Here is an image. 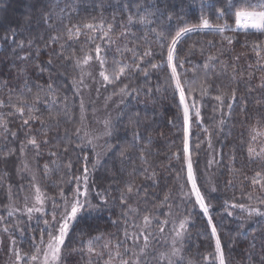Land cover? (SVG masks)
Here are the masks:
<instances>
[{"label":"trees","instance_id":"trees-1","mask_svg":"<svg viewBox=\"0 0 264 264\" xmlns=\"http://www.w3.org/2000/svg\"><path fill=\"white\" fill-rule=\"evenodd\" d=\"M139 3L141 0H0V100L7 104L9 96L15 102L21 94L31 98L37 92L41 97L35 105L37 111L33 113L40 119L30 120L27 126L23 125L19 114L10 115L14 109L0 108V116L7 121L8 128V132L0 128V215L5 217L6 225H11L13 219L8 217L7 212L13 204H21L29 190L32 179L26 172L25 164L37 174L47 195L57 202L60 201L59 188L63 187L65 194L70 195L73 187L71 176H81L86 164L89 169L90 198L95 203L96 192L105 193L109 206L100 214L87 216L81 221L82 226H90L84 234H80L79 229L76 235L70 233L65 253L71 264H89L90 260L103 264L102 259L87 253L86 242L100 235L105 240L120 238L123 227L120 218L124 206L120 204L119 197L128 183H134L135 188L140 189L139 194L134 193L129 200L132 207L139 209L140 216L150 214L163 221L164 213L168 211L161 203L165 195L169 196L171 204L172 215L167 217L169 221L189 215L183 250L184 264H205L204 257L214 250L207 218L198 206L184 199L183 194L190 187L186 181V171L182 170L186 165L173 155L182 149L181 137L184 133L179 120L173 123L178 114L177 100L166 90L165 76L154 69L149 71L147 77L141 72L132 71L127 78L121 77L114 85L105 82L106 86H101L98 64L93 61L87 66L92 77H84L88 87L77 95L72 81L79 77L80 69L73 61L55 55L61 51L60 43H65L63 39L59 43H51L52 36H64L66 25L102 22L107 28L108 24H112L113 29L109 33L112 44L103 53L108 66L114 60L131 62L132 54L124 51L126 47L136 48L138 52L151 47L154 55L144 58L141 64L144 67L150 61L157 63L160 60L161 41L152 31L153 28L165 31L166 35H174L181 27L200 23L201 15L206 16L213 25H233L230 12L223 19H217L215 11L219 7L227 9V0H204L203 13L201 0H143L144 7L138 12L135 5ZM145 8L156 13L150 17L153 23H128L129 13L134 17L147 15ZM42 12L51 15V27L42 19ZM26 14L32 17L31 22L25 21ZM169 14L173 19H167ZM11 29H16L15 42L4 39ZM123 31L127 32L126 36L121 35ZM99 35L92 34L96 43H101L97 39ZM224 36L231 37L234 42L228 44ZM21 40L25 43L22 49L18 47ZM256 42H262L264 46V37L226 31L223 36L215 32L194 33L184 37L178 45V53L182 52L180 58L186 61L188 82L193 87H199L201 82L208 85L207 95L203 98H199V92L195 94L197 106H202L203 119L198 124L192 117L189 145L202 191L215 189L209 198L210 213L221 236L227 264H261L264 260V218L248 217L240 209L229 207L232 203H238L245 207L264 208V204H260L264 191L258 186L253 188L249 179L256 171H264V162L252 161L248 156L249 147L257 152L264 149V136L251 140L253 127L264 131V87H261L264 84V71L257 64L259 58L253 51L252 46ZM93 48L94 44L82 32L79 40L65 43V55L75 49L76 55L82 57L85 52H92ZM209 55L219 57L220 62L210 63L206 70L203 64ZM261 55L264 56V52ZM24 56H27V60L21 59ZM49 59L52 60L51 65L47 63ZM37 65L46 70L40 72ZM49 83L55 90V103L47 94ZM125 85L129 91L135 89L140 94H119L120 88ZM29 88L31 91H28ZM148 89L152 91L145 95ZM232 89L236 90L234 103L230 100ZM87 90L100 108L106 107L109 116L104 115L103 120L111 118L113 134L101 142L103 154L82 139L85 122L96 116L91 111H84V119H81L80 100ZM221 92L227 93L223 105L214 99ZM65 98L66 104L63 103ZM229 103H232L231 110ZM205 127L211 133L210 137L203 130ZM78 129L79 136L75 135ZM11 133H15V136ZM33 136L39 144L38 152L28 143ZM78 143L84 146L77 147ZM108 144L111 148L107 147ZM125 149L122 157L120 153ZM53 152L55 156L50 154ZM97 157L99 164H96ZM69 162L71 172L67 167ZM45 165L52 170L48 175L44 173ZM93 165H96L95 168ZM145 169H148L147 173ZM153 172L154 178H145ZM249 196L252 198L249 199ZM228 211L233 214L229 216ZM113 220L117 221L115 225L112 224ZM136 222L139 223L140 219L136 218ZM241 222L244 223L243 229L239 228ZM154 231L158 239L154 241L153 250L167 251L172 234L166 228L161 236L155 222ZM241 231L248 232V237L239 235ZM38 234L36 232L35 235L38 237ZM25 242H19L20 248L30 253V243ZM150 264L155 262L150 261Z\"/></svg>","mask_w":264,"mask_h":264},{"label":"snow or ice","instance_id":"snow-or-ice-1","mask_svg":"<svg viewBox=\"0 0 264 264\" xmlns=\"http://www.w3.org/2000/svg\"><path fill=\"white\" fill-rule=\"evenodd\" d=\"M204 0H201V12L203 13ZM227 9L223 7L216 8L217 19H223L225 15L230 12L233 25H228L227 23L223 25H213L210 23L209 19L206 16L201 15L200 23L196 25L184 26L179 28L174 35H166L165 31L157 30L153 28L152 31L155 32L158 40L161 41L160 48L161 52L159 54L160 60L157 63L149 62L148 66L141 67L145 57L153 56L154 53L151 50V47L148 49L138 52L136 48L124 49L125 52L131 53V62L122 63L114 60L112 65L108 66V61L105 53L106 48L112 44L111 37L109 33L112 32L113 25L108 24L107 28L101 23H92L86 22L82 25H66L64 36L60 35L52 36L51 43H59L62 39L66 42L72 40H79L82 32L88 37V41L94 44L92 52H85L82 57L76 55L75 49H73L70 54L65 55V43H60L61 51L55 53L56 56L61 57L66 60L73 61L74 65L80 69V75L78 78L73 79L72 84L77 89V95L87 88L88 85L84 83V77H92L91 71L88 70V67L93 61L98 64V75L102 78L101 86L114 85L121 80V77L127 78L132 71L141 72L146 77L149 74V71L154 69L160 71L165 76V86L166 90H169L173 99L177 100V116L174 117L175 120H179L182 126L183 135L181 137L183 147L180 151L175 152L173 155L175 159L186 167L182 170L186 171V181L190 185L187 192H185L184 199L192 203L195 206H198L199 210L202 212L204 217L207 218L206 223L210 228L209 235L214 241V250L210 254L204 257L205 264H227L224 246L222 245L221 236L217 230V225L213 222V217L210 213L211 204L209 203V198L211 193L215 191L214 188L209 189L207 192L202 191L200 184L197 180L196 169L194 168L193 160L190 153L189 145V132L190 125L192 122V117H195V120L198 124L202 123L201 107H198V98L195 95L199 92V98H203L207 95L208 85L206 82H201L199 87H193L192 84L188 82V70L185 69L186 61L181 59L180 56L182 52L178 53V45H180L182 39L186 36H189L194 33L201 32H215L223 36L226 31L233 32L236 34L247 35H256L259 34L261 37H264V0H227ZM137 11L144 7L143 0L141 3L135 5ZM127 9V5H125ZM63 9H61V12ZM147 15H140L139 17H134L129 13L127 20L129 24L134 22H139L140 24H151L153 21L150 19L151 16L155 15V12L149 11L147 8L144 9ZM32 17L28 14L25 16L26 22H31ZM42 19L48 22L49 27L52 26V17L49 13L42 12ZM167 19H173L171 14L167 15ZM87 30V31H85ZM100 33L99 39L101 43H96V40L92 38V34ZM122 36H126L127 32H121ZM5 40L11 39L13 42L16 41V29H11L10 33L4 36ZM224 39L227 40L228 44H232L234 41L231 37L224 36ZM211 43V42H210ZM104 44V47H102ZM25 43L23 40L18 42V47L23 48ZM31 47V42H29ZM47 47V44L45 45ZM69 48L72 47L71 44L68 45ZM253 51L255 55L259 58L257 64L260 66L261 71H264V56L261 55L264 52V46L262 42H256L253 44ZM39 54V53H37ZM22 60H27V56L21 57ZM238 59V58H237ZM220 62L219 57L209 55L207 62L203 64L204 69H208L210 63ZM48 65L52 64V60L47 61ZM37 68L40 72H44L46 69L37 65ZM194 72V69H193ZM235 73V69H233ZM251 75V73H249ZM235 78V77H233ZM264 79V77H262ZM106 82V84H105ZM27 87V86H26ZM264 87V84L261 85ZM28 91H31L29 88ZM152 90L148 89L145 95H148ZM55 90L52 87V84H48V95L51 96V102H56V95L54 94ZM135 93L139 95L135 89L129 91L127 86L120 88L119 94L123 96L132 95ZM227 95L226 92H221L220 94L214 97L215 100L220 101L223 105L224 97ZM191 97V99H189ZM178 98V99H177ZM40 95L37 92L31 98L24 96L23 94L16 97L15 102H13L12 97L9 96V103L0 100V108L10 107L14 109V113L19 114L22 118L23 125H29L30 120L40 119L39 116L34 115L37 111L35 105L40 102ZM230 100L232 103L236 101V90L232 89ZM63 103H67V98L64 99ZM232 103L228 104L229 110H231ZM80 111L81 119H84L83 113L85 111L83 99L80 100ZM231 115V111H229ZM43 122V121H42ZM221 124L223 120L220 121ZM104 132L101 136H95L86 139V144L95 149L96 145L94 140L101 139L103 136H112L113 127L109 120L104 122ZM0 128H3L5 132H8L7 121L0 116ZM208 133V129L205 127L203 129ZM30 131V128L28 129ZM209 137L211 133H208ZM14 137L15 133H11ZM75 135H80V130L78 129ZM264 136V131L253 127L251 129V140L255 141L257 137ZM85 137H89V134L86 132ZM84 139V138H82ZM28 143L34 148L37 152L39 150V144L37 143L36 138L33 136L28 140ZM47 143V141H45ZM82 144H77V147H83ZM108 148H111V145H107ZM197 147L199 145L197 144ZM209 147L211 143L209 142ZM67 151V148L64 149ZM23 152V146L21 147ZM125 150L121 151V156L125 154ZM55 156L56 153H50ZM248 156L250 160L256 161L260 160L264 162V149L257 152L252 147L248 148ZM143 158V157H142ZM85 160L87 157L85 156ZM55 163V161H53ZM100 160L97 157L96 164H99ZM146 163V160H145ZM96 165H93L95 168ZM69 172H71V163L67 165ZM25 168L27 165L25 164ZM52 170L48 168L47 165L44 166V173L48 175ZM147 173L148 169L144 170ZM155 173L153 172L151 176H145L146 179L154 178ZM89 169L85 164L83 173L81 176H71L70 183L73 184V187L70 189V195H66L63 187L59 188L60 201L57 202L55 199L48 197L41 189L39 184L33 183V203L31 206L25 204L24 210L20 209H11L7 212L8 217H12L15 212L22 211L23 215H26L27 221L30 223L36 216L37 224L42 223L43 228H40L39 235L33 234L30 237V246L32 251L26 252L23 249L17 246V240L12 238V234L9 233L7 226L4 227L3 231L9 233L10 236V250L14 255L13 264H63V256L65 251H67L66 241L69 240L70 233L76 235L77 229L80 230V234H84L85 229L90 227L89 225H81V221L90 215L100 214L104 210L108 209L109 201L108 195L100 191L96 192L97 200L93 203L92 199L89 196ZM250 179V183L253 188L259 187L260 190L264 191V171H256L254 176ZM32 180L35 181V176L32 177ZM231 183V181H229ZM183 187V185H182ZM140 189L135 188L134 183H128L125 185L124 190L122 191L119 201L123 207L121 212V220L123 221V227L120 238H117L115 241L112 239L105 240L103 235L96 236L89 239L86 242V251L91 255H95L98 258L103 260V264H150V261H154L155 264H184V241L188 232V225L190 223L189 215H185L182 218H178L174 221H169L167 217L172 215L171 204L169 203V196L165 195L163 201L161 202L168 211L164 213L165 219L163 221L159 220L158 217H152L150 214H144L140 216L138 208H134L129 204V200L132 195L139 194ZM194 197V199H193ZM252 197L249 196V199ZM51 199L52 211L48 212L46 210L45 204L46 200ZM260 204H264V199L260 200ZM59 207V211H56ZM229 207L233 210L240 209L242 212L247 213L248 217L257 216L264 218V208L260 207H245L244 204L232 203ZM232 211H228V215L231 216ZM50 217V219H49ZM136 218L140 219V222H136ZM5 217L0 215V222L4 221ZM154 222L155 228L158 229L161 236L165 232V229L168 228V231L172 234L171 241L168 251H154V241L158 239L156 232L154 231ZM117 221L113 220L112 224H116ZM17 230L23 235L26 231L25 228H20L17 223L14 225ZM240 229L244 228V223L241 222L239 225ZM35 231V230H34ZM239 235L247 238L249 233L241 231ZM2 243V240H0ZM255 242H253V246ZM99 246V250H98ZM84 245H82V248ZM89 264H98V261H89ZM191 264V262H189ZM261 264H264L262 260Z\"/></svg>","mask_w":264,"mask_h":264},{"label":"rangeland","instance_id":"rangeland-1","mask_svg":"<svg viewBox=\"0 0 264 264\" xmlns=\"http://www.w3.org/2000/svg\"><path fill=\"white\" fill-rule=\"evenodd\" d=\"M90 94L91 93H89L88 90H87V93L86 92L82 93L84 108H85V111H88V112L91 111L96 116H93L92 120L88 119L85 122V126L82 130V136L84 138L83 141L85 143H86L87 138L102 135V133L104 132V123L103 122L106 120V119L103 120L104 115H105V117L109 116L108 111H106V107L100 108L99 105L93 101V95H90ZM101 111H102V113H101ZM99 113H101V114L98 115ZM102 120H103V122H102ZM109 121L111 122V118L109 119ZM111 124H112V122H111ZM86 132L89 134V137H85ZM105 137L106 136H103L101 139L94 140V144L96 145L95 149L96 150L100 149L102 151V154H103V148H101V142L104 140ZM25 169H26V172L28 173V175L31 177V179L33 176H35V181L31 180V184L29 185V190L27 193H25L23 202L21 204H13L11 206L10 210L11 209L24 210L25 204L31 206V204L33 203L32 184L36 183V184H39V186L41 187L39 178L37 177V174L33 170H31L30 168H25ZM41 189H42V187H41ZM42 191L47 195V193L43 189H42ZM89 195H91L90 189H89ZM45 207H46V210L48 212H51L53 210L51 199L46 200ZM56 211H59V207H57ZM37 215L38 214H34L32 221L29 223L27 221L26 215H23L22 211H19V212H15L14 215L12 216L13 220L11 221V225H6L4 221L0 222V240H2V243H0V264H13V262H14V255L10 250L9 233L12 234V238H15L17 240V246L20 248L19 242L27 243L25 241H28V243H31L30 237L33 234H36V232L39 233L38 230L40 228L44 227V225L42 223L37 224V220H36ZM49 219H50V217H49ZM17 223L19 224L20 228L26 229V231L23 235H21V233L17 230V228L14 227V225H16ZM5 226L8 227L9 233H5L3 231ZM168 250H169V247H168ZM63 264H71L66 253H64V256H63Z\"/></svg>","mask_w":264,"mask_h":264}]
</instances>
